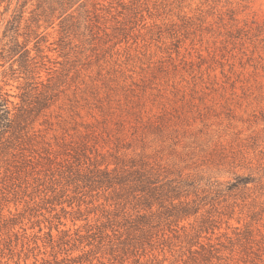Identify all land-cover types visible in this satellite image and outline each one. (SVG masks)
I'll list each match as a JSON object with an SVG mask.
<instances>
[{
	"label": "rangeland",
	"instance_id": "rangeland-1",
	"mask_svg": "<svg viewBox=\"0 0 264 264\" xmlns=\"http://www.w3.org/2000/svg\"><path fill=\"white\" fill-rule=\"evenodd\" d=\"M0 99V264H264V0H0Z\"/></svg>",
	"mask_w": 264,
	"mask_h": 264
},
{
	"label": "trees",
	"instance_id": "trees-1",
	"mask_svg": "<svg viewBox=\"0 0 264 264\" xmlns=\"http://www.w3.org/2000/svg\"><path fill=\"white\" fill-rule=\"evenodd\" d=\"M8 100L7 99H0V114L2 113V120L7 124H10L11 122V113L10 110L8 109ZM151 183V182H149ZM157 183V182H154Z\"/></svg>",
	"mask_w": 264,
	"mask_h": 264
}]
</instances>
